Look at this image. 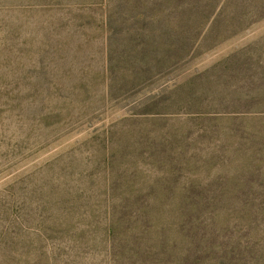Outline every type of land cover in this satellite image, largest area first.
Instances as JSON below:
<instances>
[{
	"label": "rangeland",
	"instance_id": "374dc122",
	"mask_svg": "<svg viewBox=\"0 0 264 264\" xmlns=\"http://www.w3.org/2000/svg\"><path fill=\"white\" fill-rule=\"evenodd\" d=\"M112 144L124 155L113 166ZM42 184L208 209L188 232L218 259L189 264H264V0H0L8 222Z\"/></svg>",
	"mask_w": 264,
	"mask_h": 264
},
{
	"label": "trees",
	"instance_id": "16d2710c",
	"mask_svg": "<svg viewBox=\"0 0 264 264\" xmlns=\"http://www.w3.org/2000/svg\"><path fill=\"white\" fill-rule=\"evenodd\" d=\"M156 147L155 140L147 141L146 150L157 152ZM110 148L106 163L113 166L115 158L122 159L124 155L122 148H114V144ZM158 163L155 159L154 165ZM42 186L37 201L15 203L19 217L14 221L8 222L9 207L0 201V214L5 217L0 226V264H75L98 257L111 259L115 264H189L191 254L218 259L213 242L188 232L191 225L210 223L208 209L158 208L164 195L144 198L109 194L100 199L78 192L65 194L61 188L50 194L47 186ZM92 198L93 204H83V200ZM146 200L153 205L138 206ZM34 215L35 225L31 227L28 223ZM220 215L221 212L215 213L216 221ZM226 256L241 264L232 253Z\"/></svg>",
	"mask_w": 264,
	"mask_h": 264
}]
</instances>
